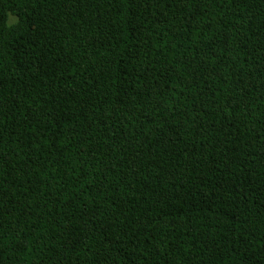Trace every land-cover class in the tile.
Instances as JSON below:
<instances>
[{"label":"trees","instance_id":"1","mask_svg":"<svg viewBox=\"0 0 264 264\" xmlns=\"http://www.w3.org/2000/svg\"><path fill=\"white\" fill-rule=\"evenodd\" d=\"M0 264H264V0H0Z\"/></svg>","mask_w":264,"mask_h":264}]
</instances>
